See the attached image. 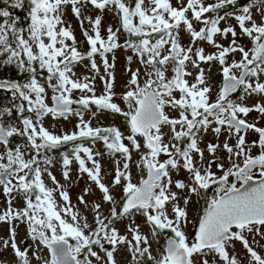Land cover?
Returning a JSON list of instances; mask_svg holds the SVG:
<instances>
[{"label": "snow or ice", "instance_id": "obj_1", "mask_svg": "<svg viewBox=\"0 0 264 264\" xmlns=\"http://www.w3.org/2000/svg\"><path fill=\"white\" fill-rule=\"evenodd\" d=\"M4 70L0 264H264V0H0Z\"/></svg>", "mask_w": 264, "mask_h": 264}, {"label": "rangeland", "instance_id": "obj_2", "mask_svg": "<svg viewBox=\"0 0 264 264\" xmlns=\"http://www.w3.org/2000/svg\"><path fill=\"white\" fill-rule=\"evenodd\" d=\"M71 22H72L73 26L76 27V21H75L74 18L71 20ZM104 23L105 24L114 23V21L109 16V17L105 18ZM76 35H77L78 39H82L78 28H77V31H76ZM126 64H127V62L125 60L124 53L122 51L118 52L117 53V66H116V69H115V73H116V88H117L118 92L120 90H122L123 84L125 83V81L127 79L126 73L124 71V69L126 67ZM134 66L135 65H133V67ZM96 89H97V94H100V92L103 89V84L99 80L96 81ZM93 110H95V109L93 108ZM74 119L75 118H73V120ZM99 119L104 124H109V123H112V122H115L117 124H122V120L120 118L117 117V118L114 119L111 115H107V114L101 115ZM53 123H56L58 128H67L69 130H71V128L73 126L72 123H68L67 121H63V120H61L59 122H53ZM94 123H96V121H94ZM252 138L253 137L250 136L249 140H251ZM208 139H211V137H208ZM105 167L107 168V164H105ZM54 174L57 175L58 179L60 178V172H59V168L58 167H57V169L54 170ZM85 183H86V177L84 179L80 180L78 183H74L71 186V192L73 193V202H75V195L79 193L80 189L85 185ZM0 203H2V201H0ZM193 214H194V212H193ZM5 230H6V225H0V235H4L5 234ZM24 235H25L24 230L21 227L20 232H19V237L21 239H23Z\"/></svg>", "mask_w": 264, "mask_h": 264}, {"label": "trees", "instance_id": "obj_3", "mask_svg": "<svg viewBox=\"0 0 264 264\" xmlns=\"http://www.w3.org/2000/svg\"><path fill=\"white\" fill-rule=\"evenodd\" d=\"M19 15H21V17L23 16L22 13H17ZM15 78V74L14 71H9V70H4L3 72H0V78ZM7 94L4 93L3 91H0V102H3L6 99Z\"/></svg>", "mask_w": 264, "mask_h": 264}]
</instances>
